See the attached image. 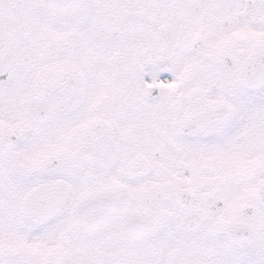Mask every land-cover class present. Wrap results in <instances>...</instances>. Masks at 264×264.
I'll return each mask as SVG.
<instances>
[{
  "label": "snow or ice",
  "instance_id": "6c2138e0",
  "mask_svg": "<svg viewBox=\"0 0 264 264\" xmlns=\"http://www.w3.org/2000/svg\"><path fill=\"white\" fill-rule=\"evenodd\" d=\"M0 264H264V0H0Z\"/></svg>",
  "mask_w": 264,
  "mask_h": 264
}]
</instances>
